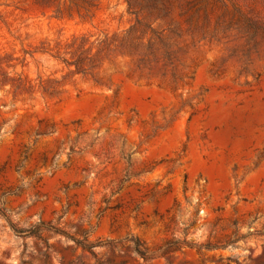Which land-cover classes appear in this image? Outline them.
I'll list each match as a JSON object with an SVG mask.
<instances>
[{
  "label": "rangeland",
  "instance_id": "obj_1",
  "mask_svg": "<svg viewBox=\"0 0 264 264\" xmlns=\"http://www.w3.org/2000/svg\"><path fill=\"white\" fill-rule=\"evenodd\" d=\"M0 264H264V0H0Z\"/></svg>",
  "mask_w": 264,
  "mask_h": 264
}]
</instances>
